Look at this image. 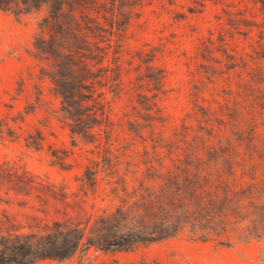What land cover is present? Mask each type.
<instances>
[{
	"label": "trees",
	"instance_id": "1",
	"mask_svg": "<svg viewBox=\"0 0 264 264\" xmlns=\"http://www.w3.org/2000/svg\"><path fill=\"white\" fill-rule=\"evenodd\" d=\"M144 2L0 0V10L17 15L47 9L34 38V57L60 97L58 119L99 149L73 192L18 161H0V190L25 198L26 205L36 202L37 211L22 218L0 214V264L64 261L91 247L127 251L185 234L228 245L264 236V145L258 144L255 127L240 126L238 102L223 106L228 112V120L220 121L226 126L223 136L200 124L189 139L192 129L183 124L176 139L165 143L156 136V125L164 121L158 93L138 101L143 122L127 113L117 120L111 116L113 100L125 92L120 48L136 7ZM113 36L116 49L108 61ZM146 77L160 90L165 73L159 69ZM133 110L136 114V106ZM203 114L211 124L212 112L203 109ZM4 132L15 133L0 120ZM122 133L144 143L149 138L152 150L144 145L142 152L133 151ZM42 140L37 130L28 145L39 149ZM53 156L66 167V155Z\"/></svg>",
	"mask_w": 264,
	"mask_h": 264
},
{
	"label": "rangeland",
	"instance_id": "2",
	"mask_svg": "<svg viewBox=\"0 0 264 264\" xmlns=\"http://www.w3.org/2000/svg\"><path fill=\"white\" fill-rule=\"evenodd\" d=\"M76 13L82 17L79 10ZM46 14V8L20 15L0 10V120L15 132L13 136L0 133V161H18L73 192L99 149L73 135L58 119L60 97L41 73L42 62L34 57V38ZM100 20L104 22L101 16ZM115 41L113 36L108 61L115 54ZM120 51L125 92L112 102L114 119L127 113L143 122L138 101L158 93L164 121L156 125V136L164 143L176 139V129L182 131L183 124L192 129L189 139L200 124L223 136L221 129L226 126L220 121L228 120L223 106L238 102L240 126L255 127L258 144L264 145V82L260 83L264 79V0H145L136 7ZM159 69L165 79L156 90L146 75ZM203 109L212 112L211 124H205ZM37 130L43 133L39 149L28 145L29 135ZM143 133L149 137L146 129ZM122 135L133 143V151L142 152L144 145L152 150L149 138L144 143L134 134ZM54 154L66 155L65 168L55 163ZM23 200L0 190V214L22 218L37 212L36 202L26 205ZM36 264H264V236L228 245L185 234L127 251L91 247L64 261L45 259Z\"/></svg>",
	"mask_w": 264,
	"mask_h": 264
}]
</instances>
